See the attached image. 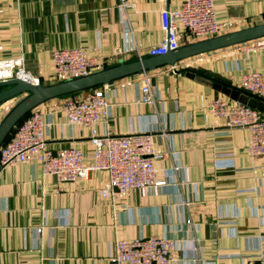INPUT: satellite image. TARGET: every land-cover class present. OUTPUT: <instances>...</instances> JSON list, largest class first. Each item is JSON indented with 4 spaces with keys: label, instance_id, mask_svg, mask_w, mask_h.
Returning <instances> with one entry per match:
<instances>
[{
    "label": "crops",
    "instance_id": "0c3cea01",
    "mask_svg": "<svg viewBox=\"0 0 264 264\" xmlns=\"http://www.w3.org/2000/svg\"><path fill=\"white\" fill-rule=\"evenodd\" d=\"M213 1L226 33L264 23V0ZM184 2L0 0V61L23 58L31 74L52 84L57 50L82 49L98 71L144 58L166 37L163 9ZM194 42L182 34V46ZM245 45L186 60L177 72H151L150 103L141 75L101 88L110 118L94 131L152 133L157 180L165 182L156 192L113 191L106 171L61 183L34 159L0 171V264H112L118 241L153 237L177 242L173 264H264V158L250 154L249 129H228L214 114L215 100L235 102L186 76L214 72L244 90L247 74L264 79V49ZM66 99L38 108L48 148L81 150L91 165L93 129L69 122ZM10 102L0 105V123Z\"/></svg>",
    "mask_w": 264,
    "mask_h": 264
},
{
    "label": "built area",
    "instance_id": "2783aa9c",
    "mask_svg": "<svg viewBox=\"0 0 264 264\" xmlns=\"http://www.w3.org/2000/svg\"><path fill=\"white\" fill-rule=\"evenodd\" d=\"M162 27L166 37L159 46L151 48L147 56L165 55L179 49L182 34L196 41L207 40L229 30L219 23L213 0H185L180 10L162 11ZM245 50L264 49V39L245 45ZM57 82L90 75L99 69V62L79 48L57 50L53 54ZM172 71H178L177 67ZM150 73L141 75L145 102H152ZM20 80L28 84H43L31 74L23 58L0 61V83ZM244 90L254 95L264 94L262 74L251 72L243 78ZM105 86L104 88H107ZM110 104L104 89H96L68 97L64 103L69 122L89 128L110 118ZM212 109L225 120L226 128H247L251 133L249 152L254 158H264V115L257 110L225 99L215 100ZM45 115L37 108L27 114L14 127L0 148V171L9 166L23 164L30 159L42 164L45 175L54 176L61 183L87 179L94 171H106L111 190L122 194L132 189L156 192L165 182L157 180L154 160L157 156L152 133L99 136L93 129L94 162L84 163L81 150L70 148L52 151L45 140ZM108 194V191H104ZM40 231V230H39ZM178 244L172 240L145 238L116 243L112 264H173Z\"/></svg>",
    "mask_w": 264,
    "mask_h": 264
},
{
    "label": "water",
    "instance_id": "95a60500",
    "mask_svg": "<svg viewBox=\"0 0 264 264\" xmlns=\"http://www.w3.org/2000/svg\"><path fill=\"white\" fill-rule=\"evenodd\" d=\"M262 39H264V23L184 45L165 55L147 56L131 61L121 60L113 66L90 75L61 82L39 85L28 84L20 80L2 82L0 83V105L17 99L18 102L0 123V148L19 121L49 101L101 89L121 80L160 69L176 68L186 60ZM186 76L201 85L220 92L233 102L248 106L264 115V99L262 97L232 86L221 75L214 72L187 70Z\"/></svg>",
    "mask_w": 264,
    "mask_h": 264
},
{
    "label": "rangeland",
    "instance_id": "374dc122",
    "mask_svg": "<svg viewBox=\"0 0 264 264\" xmlns=\"http://www.w3.org/2000/svg\"><path fill=\"white\" fill-rule=\"evenodd\" d=\"M17 102H18V99H17V100H14V101H12V102H10V103H8L7 106H5V111H6V112H9L10 109H11V108H12Z\"/></svg>",
    "mask_w": 264,
    "mask_h": 264
},
{
    "label": "trees",
    "instance_id": "16d2710c",
    "mask_svg": "<svg viewBox=\"0 0 264 264\" xmlns=\"http://www.w3.org/2000/svg\"><path fill=\"white\" fill-rule=\"evenodd\" d=\"M198 72H203V71H198Z\"/></svg>",
    "mask_w": 264,
    "mask_h": 264
}]
</instances>
